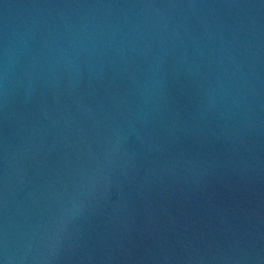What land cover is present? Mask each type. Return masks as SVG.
<instances>
[{"label": "water", "instance_id": "water-1", "mask_svg": "<svg viewBox=\"0 0 264 264\" xmlns=\"http://www.w3.org/2000/svg\"><path fill=\"white\" fill-rule=\"evenodd\" d=\"M0 264H264V0H0Z\"/></svg>", "mask_w": 264, "mask_h": 264}]
</instances>
